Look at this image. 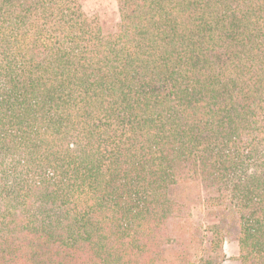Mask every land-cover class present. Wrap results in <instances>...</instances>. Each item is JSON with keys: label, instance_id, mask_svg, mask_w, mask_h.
Segmentation results:
<instances>
[{"label": "trees", "instance_id": "1", "mask_svg": "<svg viewBox=\"0 0 264 264\" xmlns=\"http://www.w3.org/2000/svg\"><path fill=\"white\" fill-rule=\"evenodd\" d=\"M117 4L0 0V264H264V0Z\"/></svg>", "mask_w": 264, "mask_h": 264}, {"label": "rangeland", "instance_id": "2", "mask_svg": "<svg viewBox=\"0 0 264 264\" xmlns=\"http://www.w3.org/2000/svg\"><path fill=\"white\" fill-rule=\"evenodd\" d=\"M80 10L88 17H95L103 34L111 33L115 30L120 20L117 0H78ZM232 153L231 149L229 150ZM263 158L261 154L254 155V161L259 162ZM182 169V168H181ZM249 169L248 172H250ZM185 172V171H184ZM187 175L183 174V181L186 183L184 188L186 200L188 203L189 214L187 215V223L191 229L198 232L205 228L208 224L223 226L221 218L218 215V208L213 206L207 208L202 203L204 191L200 184L192 179V171H188ZM204 223V226L198 227V224ZM209 227V226H208ZM226 228V227H224ZM226 239L222 243V252L224 259L221 264H241L239 259V247L237 243L235 226L229 229ZM225 232V231H224ZM225 234V233H224Z\"/></svg>", "mask_w": 264, "mask_h": 264}]
</instances>
